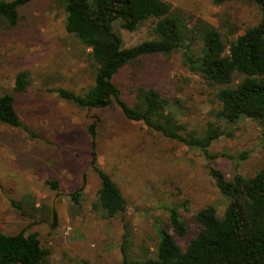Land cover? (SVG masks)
Returning <instances> with one entry per match:
<instances>
[{"label":"rangeland","instance_id":"374dc122","mask_svg":"<svg viewBox=\"0 0 264 264\" xmlns=\"http://www.w3.org/2000/svg\"><path fill=\"white\" fill-rule=\"evenodd\" d=\"M167 1L225 35L234 28L243 33L262 17L252 0ZM20 15L17 26L0 33V94L12 90L18 72H29L16 109L33 135L0 124V232L38 233L50 251L49 264H122L126 238L130 254L151 253L159 241L157 228L171 231L165 205L177 206L187 222L188 234L181 239L186 244L200 208L214 205L222 214L228 204L209 167L231 177L236 170L252 176L264 165V127L248 119L228 127L232 135L213 142L208 158L201 149L128 120L115 105L87 110L63 100L56 89L81 93L93 84L89 50L66 30L58 0H33ZM119 32L125 47L154 37L148 25ZM115 82L126 95L140 85L157 89L177 103L180 120L191 129L216 121L217 87L193 74L181 51L143 57L124 67ZM95 121L97 164L114 176L128 203L114 218H105L97 205L100 179L88 130ZM77 191L79 201L72 197Z\"/></svg>","mask_w":264,"mask_h":264},{"label":"trees","instance_id":"16d2710c","mask_svg":"<svg viewBox=\"0 0 264 264\" xmlns=\"http://www.w3.org/2000/svg\"><path fill=\"white\" fill-rule=\"evenodd\" d=\"M33 0H0V33L13 28L21 18L20 9ZM217 5L228 0H213ZM261 9L258 24L243 33L239 28L223 34L202 18L193 19L167 0H58L63 6L65 28L89 50L94 81L79 93L58 88L59 96L78 108L108 109L116 106L130 121L189 147L201 149L212 158L209 147L228 127L251 120L264 127V0H252ZM148 25L154 37L125 47L119 29L136 31ZM181 51L183 62L195 75L217 87L219 109L216 121L202 130L191 129L179 118L177 103L155 88L140 85L125 91L115 77L128 66L150 55ZM28 71H20L10 92L0 94V124L32 133L21 121L16 95L27 91ZM97 122L89 125L92 166L100 179L98 207L105 218L123 215L127 199L111 173L97 164ZM242 156L244 153L241 154ZM209 174L228 199L222 214L214 205L196 213L194 236L186 243L188 227L177 206L165 205L171 231L157 228L159 241L142 256L123 245L122 264H264V165L252 176L238 170L233 176L211 165ZM57 188L58 183L52 182ZM81 199L80 191L72 194ZM13 205L21 208L20 203ZM50 251L42 246L38 233L0 232V264H49Z\"/></svg>","mask_w":264,"mask_h":264}]
</instances>
